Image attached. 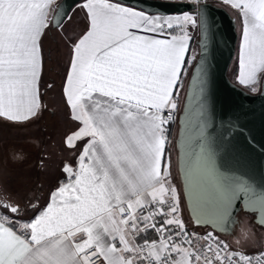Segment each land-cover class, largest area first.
<instances>
[{
  "label": "snow or ice",
  "instance_id": "snow-or-ice-1",
  "mask_svg": "<svg viewBox=\"0 0 264 264\" xmlns=\"http://www.w3.org/2000/svg\"><path fill=\"white\" fill-rule=\"evenodd\" d=\"M185 3L189 10L168 13L142 0H82L86 30L69 38L63 84L75 122L64 138L72 159L46 206L21 205L0 188V264H264V252L249 255L215 235L238 201L264 217V180L223 162V145L244 126L217 112L207 5ZM222 3L242 21L238 83L264 93V0ZM65 18L58 0H0V121L38 115L42 38L63 30ZM192 30L201 36L199 58L189 54ZM181 111L179 175L195 225L213 229L203 236L185 224L170 158L162 165Z\"/></svg>",
  "mask_w": 264,
  "mask_h": 264
},
{
  "label": "water",
  "instance_id": "water-1",
  "mask_svg": "<svg viewBox=\"0 0 264 264\" xmlns=\"http://www.w3.org/2000/svg\"><path fill=\"white\" fill-rule=\"evenodd\" d=\"M81 0H59L64 9L69 13L71 8ZM207 5V16L213 25L214 41L207 49V61L211 70V88L217 101V112L227 111L231 115L239 116L240 123L244 126L242 134L233 136L230 143L223 145L221 151L225 166L239 169L254 177L257 181L264 180V93L252 95L250 92L233 84L227 78L226 72L234 56V49L237 40V31L235 18L222 6L209 1H204ZM143 6L151 11H165L168 13H181L189 10L190 6L183 0H142ZM201 39L197 31V37L194 43L197 46V57L199 58L201 48L198 41ZM205 44L209 42L204 41ZM193 69H189L186 77L184 89L182 91L180 109L186 102V93L190 84ZM177 113L176 134L174 137V147L176 150L177 171L179 175L178 154L179 148L177 140L179 138V116ZM181 188L182 178L180 177ZM183 195V191H182ZM186 208L193 225H195L191 216V209L188 207L187 199L183 195ZM245 211L253 214V221L260 225V220L264 219L261 214L252 209H245L242 202L234 205L232 222L227 224L223 231L229 232L235 221V215L238 211ZM196 226V225H195ZM210 229L211 226H203ZM264 227V226H263ZM213 230V229H212Z\"/></svg>",
  "mask_w": 264,
  "mask_h": 264
},
{
  "label": "rangeland",
  "instance_id": "rangeland-1",
  "mask_svg": "<svg viewBox=\"0 0 264 264\" xmlns=\"http://www.w3.org/2000/svg\"><path fill=\"white\" fill-rule=\"evenodd\" d=\"M78 29L77 23L67 25L64 22L63 30L56 29L52 33V36L60 34L65 41H69V38H72ZM60 30L62 31L61 33L58 32ZM192 34H194V30H192ZM63 51L65 52L62 48ZM241 88L248 91L244 87ZM43 100L46 101L47 99L43 96ZM56 105L55 102L53 114H49L43 110L39 116L40 122H34L28 127L11 126L10 122L0 121V188L5 189L21 204L31 200L37 191L39 194H42L46 188L52 186L57 180L58 173L53 165L48 166L47 160L44 161L42 168H37L35 163L39 150V140H44L47 136L51 138L56 133H62V135L64 133L63 138L74 129V127L69 126L67 121H64L65 117ZM168 146L170 148L171 171L174 183L180 188V180L174 169L175 155H173L170 140ZM46 152L48 153V151ZM66 155L65 153H59L56 154L55 158L63 164L67 161ZM15 175H18V180L14 179ZM35 182H39L41 186H35ZM181 201L182 215L188 230L196 231L201 229L203 226L193 225L182 195ZM217 236L227 242L232 249L241 250L246 253L254 252L264 247V228L252 221H249L248 224L245 223L241 231L235 230L228 237H223L221 234H217Z\"/></svg>",
  "mask_w": 264,
  "mask_h": 264
},
{
  "label": "crops",
  "instance_id": "crops-1",
  "mask_svg": "<svg viewBox=\"0 0 264 264\" xmlns=\"http://www.w3.org/2000/svg\"><path fill=\"white\" fill-rule=\"evenodd\" d=\"M59 1V0H58ZM185 1V0H183ZM209 2H215L218 4H221L222 6L232 10L230 7L223 5L222 0H204ZM82 3V0L79 1L68 13V16L71 17V19L65 18L64 22L67 25H73L74 23L78 24L79 29L74 34L72 38H77L79 35L83 33V31L86 30L85 25L87 23L86 21V13L84 10H82L79 5ZM233 13L236 15L238 19V31H237V40H236V77L235 81L236 83L241 86L238 83V73H239V50H240V43L242 39V21L240 19L239 13L235 10H232ZM235 18V17H234ZM56 29H52L51 31H48L47 35L44 36L43 42H42V70H41V78L39 82V97H40V103H41V110L39 111L38 115L29 121L23 122V123H10L11 126H17V127H28L29 125L33 124L34 122H40V115L42 114V111H47L49 114L54 113V104L56 102V106L58 110H61V114L64 115L65 120L69 123L70 127H75V122L71 121L69 118V108L66 104L65 98L63 97V84L66 77V70L69 63V57H70V48L68 46V41H65L63 37L58 34L54 37L52 36V33L55 32ZM61 33L62 31H58ZM62 48L65 50V52H62ZM62 52V54H61ZM244 87V86H241ZM245 88V87H244ZM247 89V88H246ZM249 90V89H248ZM250 91V90H249ZM43 96L47 99L46 101L43 100ZM56 100V101H55ZM44 101V102H43ZM57 134V135H56ZM54 136L50 138L49 136L45 137L44 140H39L38 143V152L36 155V165L41 166V161L47 160L48 166L53 165L54 169L58 173V177L56 182L46 188L48 189L47 192H43V194H46V198L43 202L42 206H46L47 203L50 201V193L51 191L55 190L56 187H58L59 183L62 180H65V174L62 172L63 164L60 163V160L55 158L56 154H67V161L72 159V153L69 152L64 144V138H62V133H56ZM169 142L165 145V152H164V159L162 160V165L164 162L167 161L168 158L171 157L170 155V148H169ZM51 150V151H49ZM48 151V153L46 152ZM52 153V154H51ZM48 154V155H47ZM61 156V155H60ZM73 166L74 163H73ZM16 176V175H15ZM15 180H18V175L14 177ZM45 189V190H46ZM31 201L35 203L34 196H32ZM28 201H26L24 204H27ZM23 205V203L21 204ZM29 211V210H28ZM30 212V211H29ZM33 214H29V216H32Z\"/></svg>",
  "mask_w": 264,
  "mask_h": 264
},
{
  "label": "trees",
  "instance_id": "trees-1",
  "mask_svg": "<svg viewBox=\"0 0 264 264\" xmlns=\"http://www.w3.org/2000/svg\"><path fill=\"white\" fill-rule=\"evenodd\" d=\"M211 3H215V2H211ZM215 4H217V5H220V6H222L221 4H218V3H215ZM76 5V4H75ZM74 5V6H75ZM73 6V7H74ZM72 7V8H73ZM222 7H224V6H222ZM230 14H231V16H233V17H235V24H236V31H238V19H237V17H236V15L233 13V11L232 10H230V9H228V8H226V7H224ZM191 34H192V32H191ZM196 37H197V30H194V34H192V40H191V42H190V50H189V54H191V53H197V46H196V44L194 43V40L196 39ZM235 58H236V44H235V49H234V56H233V59H232V61H231V63L229 64V66H228V69H227V72H226V75H227V78L229 79V81H231L233 84H235V85H237V86H239L237 83H236V81H235V77H236V70H237V68H236V63H235ZM190 69V68H189ZM187 77V76H186ZM186 77H184V84H185V80H186ZM239 87H241V86H239ZM183 91V90H182ZM247 91V90H246ZM181 96H182V92H181ZM181 96H180V100H179V106H180V101H181ZM176 127H177V125H176V122L174 123V125L171 127V128H169V131H168V140H170L171 141V149L173 150V155H175V171H176V175H177V177L179 178V175H178V171H177V162H176V150H175V147H174V137H175V134H176ZM37 168H42V166H36ZM179 180H180V178H179ZM34 185L35 186H41V184L39 183V182H35L34 183ZM179 187H180V189H181V195H182V188H181V182H179ZM47 190L48 189H46L44 192H47ZM183 196V195H182ZM45 198H46V194H39L38 193V191H37V193L34 195V201H35V203L38 201L39 202V204L40 205H43V202H44V200H45ZM29 214L31 215V214H33L32 212H31V210L29 209ZM240 211H242V210H240ZM239 211V214H242V213H244V214H247V215H251L250 213H248V212H246L245 213V211H242V212H240ZM216 234H221V236H222V233L221 232H215Z\"/></svg>",
  "mask_w": 264,
  "mask_h": 264
},
{
  "label": "flooded vegetation",
  "instance_id": "flooded-vegetation-1",
  "mask_svg": "<svg viewBox=\"0 0 264 264\" xmlns=\"http://www.w3.org/2000/svg\"><path fill=\"white\" fill-rule=\"evenodd\" d=\"M248 92H250L249 90H248ZM246 213V212H245ZM251 215H247V214H244V213H242V214H239V211L236 213V215H235V221H234V223H233V225L231 226V230L229 231V232H223L222 233V236L223 237H228V236H230V235H232L233 234V231H241L242 230V227H243V225L246 223V224H248L249 223V221L251 222H254L253 221V214L252 213H250ZM255 223V222H254ZM256 224V223H255ZM258 226H260V225H258ZM260 227H262V228H264L263 226H260ZM234 229V230H233Z\"/></svg>",
  "mask_w": 264,
  "mask_h": 264
},
{
  "label": "built area",
  "instance_id": "built-area-1",
  "mask_svg": "<svg viewBox=\"0 0 264 264\" xmlns=\"http://www.w3.org/2000/svg\"><path fill=\"white\" fill-rule=\"evenodd\" d=\"M174 125V123H171L170 125H169V128H171L172 126ZM168 142H169V140H168ZM189 231V230H188ZM208 231H212V229H210V228H208V227H202L201 229H199V230H196V231H189L190 233H196V234H199L200 236H203V235H205ZM215 235H217L216 233H215ZM219 239H221L219 236H217ZM222 240V239H221ZM200 243H203V241H200ZM261 252H264V247H261L260 249H258L257 251H254V252H249V253H247V254H249V255H252V256H255V255H257V254H259V253H261Z\"/></svg>",
  "mask_w": 264,
  "mask_h": 264
}]
</instances>
